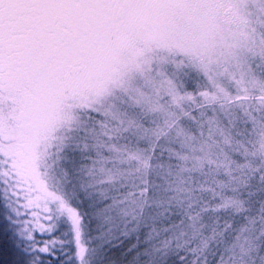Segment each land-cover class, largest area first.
<instances>
[{
    "label": "snow or ice",
    "instance_id": "obj_1",
    "mask_svg": "<svg viewBox=\"0 0 264 264\" xmlns=\"http://www.w3.org/2000/svg\"><path fill=\"white\" fill-rule=\"evenodd\" d=\"M0 264H264V0H0Z\"/></svg>",
    "mask_w": 264,
    "mask_h": 264
}]
</instances>
